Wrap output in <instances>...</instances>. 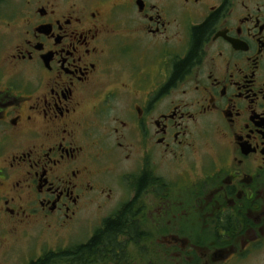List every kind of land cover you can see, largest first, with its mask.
<instances>
[{
	"label": "flooded vegetation",
	"instance_id": "flooded-vegetation-1",
	"mask_svg": "<svg viewBox=\"0 0 264 264\" xmlns=\"http://www.w3.org/2000/svg\"><path fill=\"white\" fill-rule=\"evenodd\" d=\"M24 5L0 78V264L62 251L24 244L44 229L113 216L131 232L106 264L263 249L264 0Z\"/></svg>",
	"mask_w": 264,
	"mask_h": 264
},
{
	"label": "rangeland",
	"instance_id": "rangeland-1",
	"mask_svg": "<svg viewBox=\"0 0 264 264\" xmlns=\"http://www.w3.org/2000/svg\"><path fill=\"white\" fill-rule=\"evenodd\" d=\"M26 0H2L0 1V78L2 79L1 83L3 87L8 86V83L13 82L12 80V71L10 70L7 64V56H9L13 50V47L17 43V33L18 29L23 25V10H24V2ZM18 81V80H17ZM93 211H88V216L92 215V220L100 217V214L93 215ZM107 211L105 212V214ZM104 214V215H105ZM89 224L81 226V231H79L78 227L68 226L69 230H57L49 231L44 229L40 236H34L27 240H25L24 244L35 248V250H53V249H63L69 250L71 247H76L78 245H82L87 243L91 238V232H89V228L95 230L99 228L96 226V222H92L90 226ZM153 239V238H150ZM144 244L150 245V240L146 239ZM154 244V243H153ZM152 244V245H153ZM154 246V245H153ZM157 247V246H156ZM33 251V250H32ZM146 252H138L131 254V257L124 256L126 260L134 261L135 263H140L141 260L136 258V254L141 255L142 260L147 261H155L157 264H166L168 261V256H164L159 254L158 258L155 257L157 252H152L153 249L145 250ZM34 255L37 254L34 253ZM130 256V254L128 253ZM213 254H209V260ZM170 256L172 253L170 252ZM200 256V254H197ZM235 257V258H232ZM95 264H106L109 260V254L106 255H97L94 258H97ZM173 258V256H172ZM124 260V259H123ZM90 262V261H89ZM221 264H264V248L260 251H246V252H237L236 254H230L227 258H224L223 261H220ZM134 263V264H135ZM81 264H86L85 261H81ZM142 264H145L142 262Z\"/></svg>",
	"mask_w": 264,
	"mask_h": 264
},
{
	"label": "trees",
	"instance_id": "trees-1",
	"mask_svg": "<svg viewBox=\"0 0 264 264\" xmlns=\"http://www.w3.org/2000/svg\"><path fill=\"white\" fill-rule=\"evenodd\" d=\"M2 1V0H0ZM206 28H201L197 30L196 34V42H195V51L200 46L202 37L205 35ZM189 60H187L184 63H181L176 72L175 77H179L182 75V73L187 69L189 65ZM146 181H142V185H145ZM117 215V214H116ZM117 218V217H116ZM115 216L105 220L104 224L97 230L95 233V236L89 240L87 243L74 246L69 248V250H62L58 253H52L50 255H46L44 258H40L39 261L36 264H72L73 259H76L77 256L79 264H81V261H85V263H88L89 261H96L97 255H112L116 254V251L118 249L121 250L122 255L124 253L125 248L123 247L125 244L121 242V235H127L126 231L130 230V222L131 218H128V223H123L119 218L116 219ZM121 222L124 224H121ZM133 229V228H132ZM129 236H132V243H135L138 239V237L133 236V234H129ZM142 253L144 252V249L141 250ZM129 257V255L127 254ZM126 258V257H125ZM124 258V259H125ZM89 260V261H88ZM110 261H117V258H114L113 256L109 257ZM126 260V259H125ZM145 262V260H142Z\"/></svg>",
	"mask_w": 264,
	"mask_h": 264
}]
</instances>
